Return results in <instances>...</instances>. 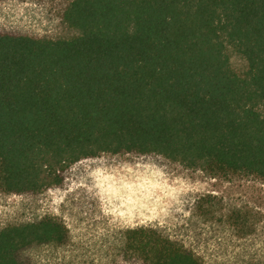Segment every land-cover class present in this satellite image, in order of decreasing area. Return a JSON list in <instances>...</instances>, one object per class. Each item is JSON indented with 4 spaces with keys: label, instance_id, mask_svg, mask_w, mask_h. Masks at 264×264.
Returning <instances> with one entry per match:
<instances>
[{
    "label": "trees",
    "instance_id": "obj_1",
    "mask_svg": "<svg viewBox=\"0 0 264 264\" xmlns=\"http://www.w3.org/2000/svg\"><path fill=\"white\" fill-rule=\"evenodd\" d=\"M61 18L77 36L0 30L2 192L41 193L102 154L264 181V0H70ZM123 237L131 263L202 264L154 228ZM66 238L54 217L3 227L0 264Z\"/></svg>",
    "mask_w": 264,
    "mask_h": 264
},
{
    "label": "rangeland",
    "instance_id": "obj_2",
    "mask_svg": "<svg viewBox=\"0 0 264 264\" xmlns=\"http://www.w3.org/2000/svg\"><path fill=\"white\" fill-rule=\"evenodd\" d=\"M70 0H0V30L37 39H70L61 18ZM242 76L245 59L228 51ZM259 111L264 115V105ZM208 211V213H207ZM61 221L62 244H33L22 264H141L124 251V232L151 227L183 245L202 264H264V181L210 176L161 156L102 154L72 164L64 181L38 194L0 190V229Z\"/></svg>",
    "mask_w": 264,
    "mask_h": 264
}]
</instances>
